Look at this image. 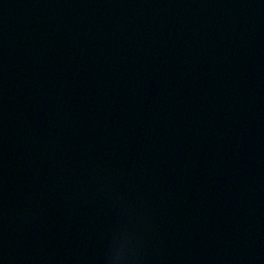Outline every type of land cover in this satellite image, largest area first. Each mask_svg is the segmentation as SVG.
I'll return each instance as SVG.
<instances>
[{"label": "water", "instance_id": "obj_1", "mask_svg": "<svg viewBox=\"0 0 264 264\" xmlns=\"http://www.w3.org/2000/svg\"><path fill=\"white\" fill-rule=\"evenodd\" d=\"M0 264H264V0H0Z\"/></svg>", "mask_w": 264, "mask_h": 264}]
</instances>
